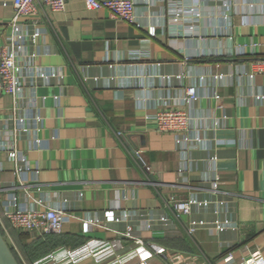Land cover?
Masks as SVG:
<instances>
[{"label":"crops","instance_id":"1","mask_svg":"<svg viewBox=\"0 0 264 264\" xmlns=\"http://www.w3.org/2000/svg\"><path fill=\"white\" fill-rule=\"evenodd\" d=\"M64 1L62 11L18 19L22 92L0 95L5 239L17 253L7 208L60 207L66 244L53 251L120 239L124 255L130 226L145 245L196 256L192 264H241L254 252L264 264L262 78L249 77L264 59V0H147L135 5L134 23ZM13 15L11 0H0V45L12 36ZM43 71L55 75L43 80ZM188 86L196 98L184 104ZM167 109L187 112L191 139L155 129L153 115ZM18 118L26 131L15 133L13 163ZM188 199L197 204L175 218L173 201ZM191 221L205 225L188 236ZM122 264L165 262L124 255Z\"/></svg>","mask_w":264,"mask_h":264},{"label":"built area","instance_id":"2","mask_svg":"<svg viewBox=\"0 0 264 264\" xmlns=\"http://www.w3.org/2000/svg\"><path fill=\"white\" fill-rule=\"evenodd\" d=\"M147 0H85L88 9L99 10L104 9L113 20H119L126 23H134L135 13L134 8L137 3H146ZM14 9V15L10 22L12 33L7 42L0 45V95L7 94L12 97L18 98L22 92V83L20 81V71L22 69L17 60L18 54L21 51V40L24 35L21 33V28L18 25L20 17H31L36 13L39 8H47L49 11H62L65 6L64 0H11ZM38 32L29 36L30 43H35L38 37ZM255 70L249 74H258L262 78V88L260 93L255 96V100L264 104V59L255 62ZM55 74L49 72H40L39 77L46 80L48 76L54 77ZM196 98V88L188 86L183 95L184 104H189ZM20 118L13 119L15 124L12 125L10 147L7 151L9 160L13 163L19 159L18 151L15 147V133L18 131H26L25 128H19ZM153 125L158 132L172 133L177 140L186 142L191 139L188 135L189 131V118L187 112L177 109H167L156 111L152 118ZM198 140V138H193ZM21 168H17L19 171ZM212 187L216 189L217 180L213 179ZM40 203V202H39ZM38 203V204H39ZM197 204L196 200H179L173 201L170 210L175 218L181 215H188L191 206ZM66 212L64 209L58 207L47 208H18L13 205L3 212V216L9 225L16 230H23L30 233H35L37 236L45 233L58 234L62 230L63 220ZM106 220H114L113 214L107 215ZM95 224V223H93ZM218 230L221 229L219 222H214ZM203 222L191 221L186 228V234L191 236L194 231L204 226ZM122 236L131 240V248L124 255L136 256L139 261H146L152 258L153 255L159 256L165 264H192L197 258L196 256H185L176 251H166L164 248L150 244L145 245L141 237L134 234L130 226H125L122 230ZM125 246L120 239L110 241L108 243H87L78 247L76 250L62 249L59 251H52L34 264H78L80 260L91 258L94 264H122L124 255H121V250ZM233 254L227 252L224 260L231 261ZM263 264V257L260 253L254 252L251 259L241 262V264ZM203 264H210L207 260H203Z\"/></svg>","mask_w":264,"mask_h":264},{"label":"trees","instance_id":"3","mask_svg":"<svg viewBox=\"0 0 264 264\" xmlns=\"http://www.w3.org/2000/svg\"><path fill=\"white\" fill-rule=\"evenodd\" d=\"M0 234L7 242L9 249L11 250L14 258L17 260L18 264H22L23 259L27 264H34L41 256L59 248L66 244V239L61 235L53 233L41 234L35 237L33 233L26 232L23 230H16L10 226V234L12 239L16 241L18 251L17 255L13 246L5 239L3 233Z\"/></svg>","mask_w":264,"mask_h":264},{"label":"water","instance_id":"4","mask_svg":"<svg viewBox=\"0 0 264 264\" xmlns=\"http://www.w3.org/2000/svg\"><path fill=\"white\" fill-rule=\"evenodd\" d=\"M130 150H133L134 144L131 143ZM0 264H18L17 260L14 258L7 242L4 240L0 234Z\"/></svg>","mask_w":264,"mask_h":264}]
</instances>
